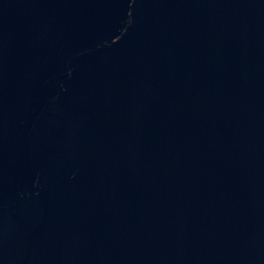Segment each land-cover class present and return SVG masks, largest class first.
I'll use <instances>...</instances> for the list:
<instances>
[{"label": "water", "instance_id": "obj_1", "mask_svg": "<svg viewBox=\"0 0 264 264\" xmlns=\"http://www.w3.org/2000/svg\"><path fill=\"white\" fill-rule=\"evenodd\" d=\"M0 264H264V0H0Z\"/></svg>", "mask_w": 264, "mask_h": 264}]
</instances>
